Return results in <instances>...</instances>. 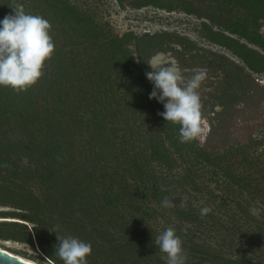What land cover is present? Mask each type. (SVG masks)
Wrapping results in <instances>:
<instances>
[{"label":"rangeland","instance_id":"rangeland-1","mask_svg":"<svg viewBox=\"0 0 264 264\" xmlns=\"http://www.w3.org/2000/svg\"><path fill=\"white\" fill-rule=\"evenodd\" d=\"M64 1L76 9L75 19L62 20L51 8L55 0H0V19L23 5L26 13L50 22L55 44L42 77L24 96L32 99L36 122L24 126L10 114L0 115V147L16 146L0 157L8 158L20 176L0 181V213H21L8 200L9 183H20L41 198L50 192L34 172L50 167L43 158L51 137L70 149L72 157L59 165L63 183H50L56 185L60 206L73 212V195L67 198L65 192L73 193L77 181H83L89 199L85 212L76 215L84 224L41 225L48 255L33 224L0 215V249L36 264H62L54 254L57 234L71 235L92 245L88 264H167L154 241L172 227L182 240L186 264H264V68L249 70L231 49L207 36L209 27L223 31L208 15L225 21L251 17L253 10L236 0H183V6L200 16L180 8L182 0ZM258 23L264 37V18ZM161 32L187 37L207 51L239 61L255 80L245 98L215 116L214 125L207 121L206 134L190 143L180 141V125L167 122L160 115L164 107L148 98L153 85L144 87L137 76L143 70L136 55L140 40L146 33ZM233 37L264 56L263 49ZM115 39L121 40L118 51L110 44ZM154 50L144 51L143 58ZM123 54L135 76L125 71ZM160 142L168 162L153 156ZM23 144L26 150L19 151ZM164 199L172 206L163 207ZM203 207L211 211L202 215ZM252 207L262 210L259 216L250 212ZM6 222L27 225L31 242L19 233L25 229L15 226L12 231Z\"/></svg>","mask_w":264,"mask_h":264},{"label":"trees","instance_id":"trees-1","mask_svg":"<svg viewBox=\"0 0 264 264\" xmlns=\"http://www.w3.org/2000/svg\"><path fill=\"white\" fill-rule=\"evenodd\" d=\"M57 4L52 3L51 8L53 11H56L61 14V19L62 20H69V19H75L76 16V9L73 8L72 6L65 4L64 0H55ZM184 1L182 0L180 4V8L185 10L186 12L189 13H195L197 15H202L200 14L201 12H197L194 9H190L186 6H183L182 3ZM237 4L244 6L245 8L249 7L252 9V16L251 17H237V18H227L225 21H215V19L211 16H207V19L211 20V22L218 24L220 27H222L223 31L222 32H217L213 31L211 27L208 28L207 24H204L205 28H208L207 31V36L210 38L211 41L214 43L227 47L228 49H231L237 56L242 58L247 66L254 70H262L264 68V56L256 51L255 49L248 48L246 45L242 44L239 42L238 39H234L228 35H226L225 32H229L233 35H237L242 39L247 40L249 43L256 45L257 47L261 48L264 50V37L259 34L258 32V27L260 26L258 21L259 18L261 17L264 18V0H236ZM154 4H159V6L164 7L166 9H173L176 7L173 4H161V3H154ZM142 5V4H140ZM14 13V11H12ZM249 18H251L249 20ZM144 38V39H143ZM143 38L140 40L138 44L137 50L141 51V55L144 53V51H150L151 49H154L156 46H159L160 43H157L158 39L155 40L154 38L150 37L149 34L146 36H143ZM132 39V37L130 38ZM128 39V40H130ZM152 39V40H151ZM121 40H110L111 46L118 51V49H122V44ZM105 45H107L105 43ZM144 45V47H143ZM247 52V54H246ZM143 57V56H142ZM123 66L125 71L128 73H131L132 76H135L133 72L130 71V67L132 66V62H130L129 58L126 57L123 54ZM144 60V59H143ZM148 72L147 68H144L137 76L138 78L141 79V82L146 85L144 87H147V83H151L147 76L146 73ZM153 85V84H152ZM145 89V88H144ZM151 89V87L149 88ZM29 91H21V92H16L10 87H0V115L5 116L6 114H10L11 116L15 117L18 119L24 126H27V124H34L36 121H34V118H36V114L34 111V107L32 105V99L27 98L25 99L24 96L26 97L28 95ZM151 93V92H150ZM148 93V98L149 94ZM145 97V99L147 98ZM60 95L56 96L54 103L57 106V100L59 101ZM150 99V98H149ZM27 103L25 104V102ZM160 107L162 108L163 105L160 103ZM164 110V108H162ZM48 121V116L44 117ZM46 124H50L49 122ZM55 134V133H54ZM48 140L50 141V145L45 149L44 153V160L46 162L44 163L45 165H49L50 167H44L42 172L35 171L34 173L38 174V177L41 178L43 184L50 188V192L45 193L46 195L44 198H41L39 195L35 194L30 188H27L26 186H22L20 183L19 185L9 183L8 188L12 191L11 198L8 200L12 203V207L21 211V213L18 212L15 213H3L1 212L0 215L4 218H13L17 220H21L24 222H28L33 224L34 226V233L35 237H37V241L39 242L41 249L48 255H51L46 249L45 246L42 243V237L41 236V225L45 226L46 224H49L51 226L55 225H60L61 227L63 226L64 228L69 226H78L82 223L80 220H78L79 216L76 215V211L79 212V214L82 212H85L86 209L85 205H87V199H85L84 194L86 193V188H82L83 181H77L76 187L73 186V193L70 191H66L65 194L68 195L67 198H70V200L73 201V212L70 211H65L64 207H61L60 205L62 204V200L57 194L56 185H53L50 183L53 180L58 181L57 185L61 184V170L59 171L58 169H62V166H59L62 162L65 164L66 161H68L72 155H70V152L68 148L64 147L61 143L56 142V140H52L51 137H47ZM52 140V141H51ZM162 143H158L154 145L153 149V156L156 159L161 160L162 162H168L169 158L164 150V147H162ZM16 146H1L0 147V154H4L9 156L10 153L15 150ZM27 145L23 144L19 147V151L21 150H26ZM8 158H1L0 157V166H1V172H4V175L0 172V181H4L6 179L12 178L14 181L19 180L20 176L19 174H16L15 172L17 171L15 167L13 166V163L7 160ZM74 168L77 169V166ZM74 169V170H76ZM73 170V171H74ZM14 172V175L12 174ZM31 176V175H30ZM23 180V179H21ZM21 182V181H20ZM59 183V184H58ZM63 183V181H62ZM4 197H7L6 194H2ZM91 204V203H90ZM46 210V211H45ZM48 211H51L52 213H48ZM24 212V213H22ZM82 216V215H81ZM77 223V224H76ZM5 225L9 228L12 229V231H15L16 227H20L21 229H25V233H22L19 231L20 234L28 237L27 240H30L31 242V232L28 230L27 225L17 223V222H6ZM42 226V227H43ZM16 232V231H15ZM14 236V235H10ZM17 236V235H15ZM50 257V256H49ZM54 260L58 261L54 257H52ZM63 264V262H60ZM119 264H121L119 262Z\"/></svg>","mask_w":264,"mask_h":264},{"label":"clouds","instance_id":"clouds-1","mask_svg":"<svg viewBox=\"0 0 264 264\" xmlns=\"http://www.w3.org/2000/svg\"><path fill=\"white\" fill-rule=\"evenodd\" d=\"M14 14L0 19V87H10L14 91L28 90L43 75L46 62L55 51L50 35V22L40 15L29 14L23 5L13 8ZM152 71L146 76L153 84L149 94L164 107L160 115L167 121L179 124V139L190 143L201 139L207 132V121L202 114L199 89L205 79L197 72L185 79L175 66H165L162 60L147 62ZM169 64V63H168ZM163 207L172 206L168 199L162 201ZM201 214L211 211L203 207ZM262 210L250 208V212L259 216ZM58 247L55 253L63 264H88L92 245L77 237L68 235L63 238L57 234ZM155 245L166 254L167 264H186L187 255L182 240L172 227L166 228L156 239Z\"/></svg>","mask_w":264,"mask_h":264},{"label":"flooded vegetation","instance_id":"flooded-vegetation-1","mask_svg":"<svg viewBox=\"0 0 264 264\" xmlns=\"http://www.w3.org/2000/svg\"><path fill=\"white\" fill-rule=\"evenodd\" d=\"M227 33L234 38L233 34L226 32V35ZM147 34L155 40L158 39L160 44L146 59L143 58L144 54L141 55V51L137 50L136 55L141 68L152 71L147 62L155 59L162 60L167 64L165 66L177 67L185 79H190L197 72L204 73L205 79L201 83L199 92L202 114L206 121H210V126L214 125L215 116L228 113L231 106H235L245 98L249 86L255 83L252 75L239 61L207 51L187 37L162 32L146 33L144 36ZM243 63L246 64L244 60ZM248 69L251 70L249 67Z\"/></svg>","mask_w":264,"mask_h":264},{"label":"water","instance_id":"water-1","mask_svg":"<svg viewBox=\"0 0 264 264\" xmlns=\"http://www.w3.org/2000/svg\"><path fill=\"white\" fill-rule=\"evenodd\" d=\"M155 60V59H154ZM0 264H34L0 249Z\"/></svg>","mask_w":264,"mask_h":264},{"label":"bare ground","instance_id":"bare-ground-1","mask_svg":"<svg viewBox=\"0 0 264 264\" xmlns=\"http://www.w3.org/2000/svg\"><path fill=\"white\" fill-rule=\"evenodd\" d=\"M22 259V258H21ZM27 261V260H26ZM31 263H33V262H31ZM34 264H36V263H34Z\"/></svg>","mask_w":264,"mask_h":264},{"label":"built area","instance_id":"built-area-1","mask_svg":"<svg viewBox=\"0 0 264 264\" xmlns=\"http://www.w3.org/2000/svg\"><path fill=\"white\" fill-rule=\"evenodd\" d=\"M18 257V256H17Z\"/></svg>","mask_w":264,"mask_h":264}]
</instances>
